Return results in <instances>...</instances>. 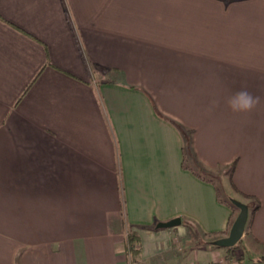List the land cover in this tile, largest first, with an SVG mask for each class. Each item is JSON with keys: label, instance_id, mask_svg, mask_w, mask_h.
<instances>
[{"label": "crops", "instance_id": "1", "mask_svg": "<svg viewBox=\"0 0 264 264\" xmlns=\"http://www.w3.org/2000/svg\"><path fill=\"white\" fill-rule=\"evenodd\" d=\"M207 173L264 246V0H0V264L227 261Z\"/></svg>", "mask_w": 264, "mask_h": 264}, {"label": "rangeland", "instance_id": "2", "mask_svg": "<svg viewBox=\"0 0 264 264\" xmlns=\"http://www.w3.org/2000/svg\"><path fill=\"white\" fill-rule=\"evenodd\" d=\"M207 176L210 178H213L216 181V183L218 184V186L220 188L222 195L226 199H232V197L229 195L233 194L234 192H232L231 185L228 182H224V177H225L224 174L223 175H217V174L207 173ZM128 232L129 231H127L126 235H128ZM173 241H176L175 243L178 246V250L180 249L181 251L185 247H189V245H192L193 247H199V246H204L205 244H207L204 242V240L197 238V235L195 234L194 231L193 232L189 231V234H187V237H185L183 239L176 238L175 240L173 239ZM209 245H211L213 247L215 246L213 244H209ZM240 251H241V253L245 254L244 264H255V260L257 259V257L264 255V246L257 245L253 240L243 242V246L241 245L240 249H238L234 252V257L232 259H228L227 261H229V262L230 261H237V257L241 255ZM138 258H139L137 260L138 262H136V263L137 264H140V263L144 264V262L140 259V256H138ZM227 261H220L217 264H223V263H226ZM130 263L131 262L129 261V264Z\"/></svg>", "mask_w": 264, "mask_h": 264}, {"label": "water", "instance_id": "3", "mask_svg": "<svg viewBox=\"0 0 264 264\" xmlns=\"http://www.w3.org/2000/svg\"><path fill=\"white\" fill-rule=\"evenodd\" d=\"M231 201L239 208V213L236 216L228 235L218 238L212 242L213 245L229 248L235 246L244 236L247 221L249 218V205L232 198ZM182 222L181 217L173 218L169 221L158 223V228H170L180 225Z\"/></svg>", "mask_w": 264, "mask_h": 264}, {"label": "trees", "instance_id": "4", "mask_svg": "<svg viewBox=\"0 0 264 264\" xmlns=\"http://www.w3.org/2000/svg\"><path fill=\"white\" fill-rule=\"evenodd\" d=\"M199 176L202 177V175H199ZM221 201L225 202L226 204H228L230 207L233 208V210H238L239 211V208L230 199L221 200ZM235 217L233 218V221L231 222V226H232V224H233V222L235 220ZM231 226L229 228H231ZM187 228H188V231H190V232L194 231L195 234L197 235V238H200L201 240H204V242L207 243V244H212V242L214 240L218 239L217 237L213 236V234H202L201 236H199L197 234L198 230L190 222H187ZM138 241H139V239L137 238L135 233L128 232V235H127L128 247L130 249V252L133 253L135 257H138L140 255V247H138V245H137ZM242 243H243V238L235 246L229 247V248H225L226 251H227V257L229 259H232L234 257V252L236 250L240 249V246L242 245ZM214 247L222 248V247H218V246H214ZM237 261L239 262V264H243L244 263V255L241 254L240 256H238L237 257ZM209 264H212V263H209ZM255 264H264V255L258 256L257 259L255 260Z\"/></svg>", "mask_w": 264, "mask_h": 264}, {"label": "clouds", "instance_id": "5", "mask_svg": "<svg viewBox=\"0 0 264 264\" xmlns=\"http://www.w3.org/2000/svg\"><path fill=\"white\" fill-rule=\"evenodd\" d=\"M235 97H244L246 99V102L241 106H237V105L231 103V101H229L228 106L233 112H237V113L250 112L259 103V98L254 97L251 93L247 92L246 90H241V91L235 93L234 98Z\"/></svg>", "mask_w": 264, "mask_h": 264}, {"label": "built area", "instance_id": "6", "mask_svg": "<svg viewBox=\"0 0 264 264\" xmlns=\"http://www.w3.org/2000/svg\"><path fill=\"white\" fill-rule=\"evenodd\" d=\"M130 264H137L132 258H131V260H130ZM228 262V263H227ZM226 263H223V264H238V262L237 261H227ZM140 264H142V263H140Z\"/></svg>", "mask_w": 264, "mask_h": 264}]
</instances>
